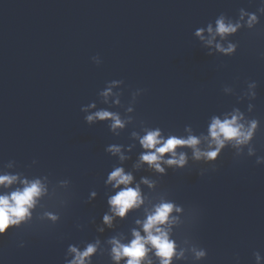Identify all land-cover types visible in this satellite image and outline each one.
Returning <instances> with one entry per match:
<instances>
[{
	"label": "water",
	"instance_id": "obj_1",
	"mask_svg": "<svg viewBox=\"0 0 264 264\" xmlns=\"http://www.w3.org/2000/svg\"><path fill=\"white\" fill-rule=\"evenodd\" d=\"M262 6L264 0H0V174L15 162L12 174L47 177L49 192L30 225L0 237V264H67L73 258L69 245L83 250L96 239L101 247L92 264H114L106 241L122 235L127 243L132 228L143 235L134 222L161 199L182 209L173 213L182 222L172 230L177 244L189 239L207 252L203 261L189 257L174 264H256V252L264 264V164L256 163L264 158ZM240 9L257 14L260 23L224 40L216 37L214 43L237 45L232 57L195 37L220 15L238 20ZM205 38L210 39L207 32ZM93 57L101 59L99 67ZM111 81L123 85L105 103L99 92ZM249 82L257 84V98L240 103ZM137 90L143 95L133 105ZM91 104L96 107L81 111ZM129 106L134 112H126ZM233 108L260 122L256 157L246 149L237 156L229 147L214 163L197 162L190 149H182L188 155L183 170L163 164L166 175L147 165L133 169L143 149L130 135L140 132L141 122L165 137L183 136L189 126L197 136L206 135L210 118ZM99 110L135 123L117 130L119 136L109 130L110 121L89 126L85 116ZM109 145L135 147L124 151L130 159L121 164L106 153ZM114 166L132 172L133 187L142 177L154 187L141 184L142 208L123 220L113 217L108 227L102 218L111 215L107 200L117 191L106 184ZM64 180L70 181L67 187L60 186ZM44 211L59 221L37 219Z\"/></svg>",
	"mask_w": 264,
	"mask_h": 264
},
{
	"label": "clouds",
	"instance_id": "obj_2",
	"mask_svg": "<svg viewBox=\"0 0 264 264\" xmlns=\"http://www.w3.org/2000/svg\"><path fill=\"white\" fill-rule=\"evenodd\" d=\"M260 15H264V6L258 9ZM247 18V19H245ZM260 23L258 15L249 13L244 9L239 10V19L233 21L225 15H220L214 22L209 23L206 28H199L194 32L201 43L206 48H215L216 52L221 53L225 57H232L237 52V45L229 42L227 46L220 43H214L216 37L224 40L227 37L234 36L242 28L247 27L252 30ZM207 32L210 39L205 38ZM208 55H212L211 52ZM93 63L98 67L102 61L99 57H93ZM123 85V81H111L106 84L105 88L99 92V96L107 98L113 96V89ZM257 84L249 82L247 91L242 97H238V102L242 103L247 99L253 101L257 98ZM229 88H225L224 92H229ZM123 93H117V96ZM143 95L142 90L132 93V104L137 102V98ZM116 106L121 105L119 98L114 100ZM95 104L89 105L88 108L82 107V112H88L89 108H95ZM254 111V105L249 103L247 112L251 114ZM127 113L134 112V107L126 108ZM86 123L91 126L95 122H108L109 130L116 136L120 135L117 130H124L127 125L134 124L133 118L122 119L119 113L107 110H99L85 116ZM260 130V122L257 119H249L239 108H233L231 112L225 113L222 117L212 116L207 127V134L197 136L192 127H185L183 136L169 134L165 137L160 128H149L140 123V132L132 131L130 139L137 141L143 151L138 157L137 162L133 165V169L139 171L141 166L147 165L156 173L166 175L165 168H176L183 170L188 163L187 152L182 149H190L192 159L194 161H204L214 163L221 156L223 150L231 148L236 150L237 156L243 155L247 150L248 157H256V150L253 141ZM141 132L143 133L141 135ZM202 143L205 147H201ZM135 145H131L125 149L121 145H109L105 151L111 156L118 157L119 162L123 164L130 157L124 155V151L131 152ZM167 157V158H165ZM258 165L264 164V158H257ZM8 171L0 174V190L4 194H0V237L6 236L12 229H21L33 222V213L39 207H42L41 201L49 195L47 186V177L27 178L23 173L12 174L16 165L15 162H9L5 166ZM211 171H216L212 168ZM205 173L202 171L201 175ZM134 176L132 172H126L123 167L114 166L108 174L106 184L116 189L115 195L108 197L107 203L111 215L103 216V223L108 227L113 225V217L125 219L129 212L138 211L145 204L146 197L142 194L140 185H146L149 188L154 187V182L147 178H141L140 183L133 187ZM70 181L64 180L60 182L61 187H67ZM90 196L94 199L96 193L93 191ZM182 209L174 203L161 199L155 204L151 210L144 209V219H136L135 225L142 229L132 228L131 239L127 243H122V235L110 237L106 243L109 245L110 251L108 256L114 264H153V257L158 264H174V261H186L191 257L194 261L200 262L207 259L205 249L199 247L192 240L183 239L180 244L172 238L174 227H179L182 223L179 217L173 213H180ZM37 219H47L53 224L57 223L60 217L51 211H44L43 215H38ZM103 232V228L98 229ZM21 247L24 245L21 244ZM101 247V242L96 239L92 243L85 244L83 250L75 245H69L67 252L73 256L67 260V264H92L91 257L97 254ZM101 256L104 255L100 252ZM256 264H259L261 256L258 252L254 253Z\"/></svg>",
	"mask_w": 264,
	"mask_h": 264
}]
</instances>
